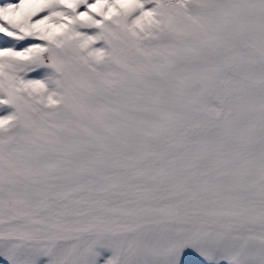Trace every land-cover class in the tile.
<instances>
[{"label": "snow or ice", "instance_id": "obj_1", "mask_svg": "<svg viewBox=\"0 0 264 264\" xmlns=\"http://www.w3.org/2000/svg\"><path fill=\"white\" fill-rule=\"evenodd\" d=\"M0 264H264V0H0Z\"/></svg>", "mask_w": 264, "mask_h": 264}]
</instances>
